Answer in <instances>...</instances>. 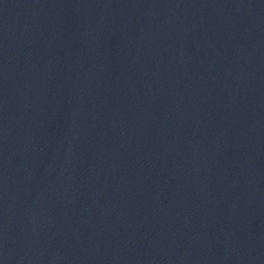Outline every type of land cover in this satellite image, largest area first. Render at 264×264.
I'll return each mask as SVG.
<instances>
[{
	"label": "water",
	"instance_id": "95a60500",
	"mask_svg": "<svg viewBox=\"0 0 264 264\" xmlns=\"http://www.w3.org/2000/svg\"><path fill=\"white\" fill-rule=\"evenodd\" d=\"M0 264H264V0H0Z\"/></svg>",
	"mask_w": 264,
	"mask_h": 264
}]
</instances>
